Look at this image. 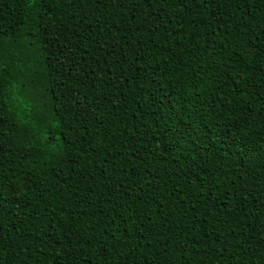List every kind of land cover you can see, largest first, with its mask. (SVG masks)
I'll list each match as a JSON object with an SVG mask.
<instances>
[{
	"label": "trees",
	"instance_id": "trees-1",
	"mask_svg": "<svg viewBox=\"0 0 264 264\" xmlns=\"http://www.w3.org/2000/svg\"><path fill=\"white\" fill-rule=\"evenodd\" d=\"M0 264H264V0H0Z\"/></svg>",
	"mask_w": 264,
	"mask_h": 264
}]
</instances>
